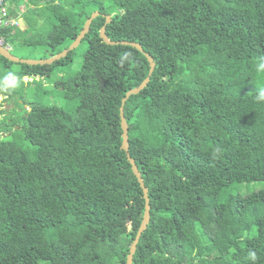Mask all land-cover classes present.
<instances>
[{
	"label": "trees",
	"instance_id": "obj_1",
	"mask_svg": "<svg viewBox=\"0 0 264 264\" xmlns=\"http://www.w3.org/2000/svg\"><path fill=\"white\" fill-rule=\"evenodd\" d=\"M7 4L26 27L3 26L4 40L39 45L44 57L99 15L81 40L79 70L56 82L71 111L25 101L0 118V264H125L144 197L121 148L120 105L150 66L137 48L101 39L109 14L108 37L140 43L155 61L123 104L150 205L133 264H252L250 250L264 264V102L251 89L264 58V0ZM74 51L15 71L35 82ZM12 64L0 55V76ZM254 181L260 188L238 191Z\"/></svg>",
	"mask_w": 264,
	"mask_h": 264
},
{
	"label": "rangeland",
	"instance_id": "obj_2",
	"mask_svg": "<svg viewBox=\"0 0 264 264\" xmlns=\"http://www.w3.org/2000/svg\"><path fill=\"white\" fill-rule=\"evenodd\" d=\"M19 9L21 11H26V6L22 4ZM17 21L20 28L26 27V24L23 20L18 19ZM8 45L10 51L14 55L23 59H40L44 58L46 54L43 48H41L39 45L34 46L32 44H25L23 39L20 37L15 44L8 43ZM84 48V44L80 42L79 45L73 49L75 51L71 56V61L63 65L62 67L55 68L54 72L51 73L49 77L41 79L36 77L35 82H31L32 78L24 77L23 79L27 83L23 82L19 88L12 91V98L9 97L8 94H3L2 92H0V118L4 119L5 116L10 114L14 115L19 111H23L26 107L28 109L29 106L27 103H25V101L38 103L44 102L48 104L56 103L62 106L66 111L70 112V105H74V102H72V100H67V98L62 95V93L65 91V88H63L62 86L58 87V85H56V82L66 80L68 77L73 76L75 72L79 70L82 62L81 54L84 51ZM11 68L12 69L10 70H16L19 69L20 66L14 63L12 64ZM252 82L253 86L251 87V89L258 88L259 90V88L264 85V72L257 71V65L254 67ZM5 138H8L7 135ZM260 186L261 184L258 181H254L249 184H242L238 186V191L241 193H246L258 189L260 188ZM128 228L130 229L129 223Z\"/></svg>",
	"mask_w": 264,
	"mask_h": 264
},
{
	"label": "water",
	"instance_id": "obj_3",
	"mask_svg": "<svg viewBox=\"0 0 264 264\" xmlns=\"http://www.w3.org/2000/svg\"><path fill=\"white\" fill-rule=\"evenodd\" d=\"M98 15H99V12L97 10L92 12L91 15L86 19V21H85L81 31L79 32V34L70 43V45L67 48L61 50L60 52H58L56 54H49L48 56H46L44 58H40V59H23V58L17 57L13 53H11L7 48L0 45V55L3 56L4 58H6L7 60L12 61L14 63L21 62V63H27L29 65L52 64L54 61H57L61 58L66 57L69 51L73 50L75 47H77L79 45V43L81 42V40L83 39L85 34L89 31L92 20L95 17H97ZM111 16L112 15H110V14L105 16V18H106L105 23L99 29V36L101 37V39L107 44H127V45H131V46L137 48L139 51H141L146 56V58L149 62V66H150L149 75L146 76L145 79L138 86L128 90L125 93V96L121 99V105H120V126L122 129L121 148L126 152L127 160L129 161V163L131 165L132 172L136 176V179L139 183V186L142 189V193H143V197H144V210L141 214L142 219H141L140 225L136 231L135 237L129 246V251L126 255V260H125V264H133V256H134V253L136 251V247H137V243L139 241L140 235L146 229V227L149 223V220H150V205H149L148 189L144 185L143 178L141 176V171L138 168L137 164L135 163V160L128 153V147H129V144H128V125L126 123V119H125L124 114H123V104L125 103V101L127 100V98L131 94L138 93L143 87H145L147 85V82L150 78V74L152 73V71L155 67V61H154L153 57L143 49V47L141 46L140 43L135 42V41H128V40H111L108 37V35L106 34V31H105V26H106V23L110 22ZM141 169H142V167H141Z\"/></svg>",
	"mask_w": 264,
	"mask_h": 264
},
{
	"label": "clouds",
	"instance_id": "obj_4",
	"mask_svg": "<svg viewBox=\"0 0 264 264\" xmlns=\"http://www.w3.org/2000/svg\"><path fill=\"white\" fill-rule=\"evenodd\" d=\"M11 16L16 18L17 20L18 19L23 20L21 16H18V15L17 16L11 15ZM15 26L20 27L19 24L15 25ZM1 36H3V35H1ZM8 43L9 42L4 40V36H3V41L0 43V45L4 46L5 48H7L10 51ZM257 71L264 72V58H260L258 60ZM22 83H23V78L21 76H19L15 70H9L3 76H0V88H2L4 91L12 92V91L16 90L17 88H19ZM255 99L258 102H264V87H261L257 91V93L255 95ZM248 259L252 262V264H256V261L258 260L257 253L255 251L250 250L248 252Z\"/></svg>",
	"mask_w": 264,
	"mask_h": 264
},
{
	"label": "built area",
	"instance_id": "obj_5",
	"mask_svg": "<svg viewBox=\"0 0 264 264\" xmlns=\"http://www.w3.org/2000/svg\"><path fill=\"white\" fill-rule=\"evenodd\" d=\"M7 0H0V29L5 26L18 25L16 18L9 14L7 9ZM3 41V36L0 35V43Z\"/></svg>",
	"mask_w": 264,
	"mask_h": 264
}]
</instances>
